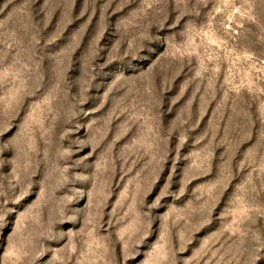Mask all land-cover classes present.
Masks as SVG:
<instances>
[{
    "label": "rangeland",
    "instance_id": "374dc122",
    "mask_svg": "<svg viewBox=\"0 0 264 264\" xmlns=\"http://www.w3.org/2000/svg\"><path fill=\"white\" fill-rule=\"evenodd\" d=\"M0 264H264V0H0Z\"/></svg>",
    "mask_w": 264,
    "mask_h": 264
}]
</instances>
